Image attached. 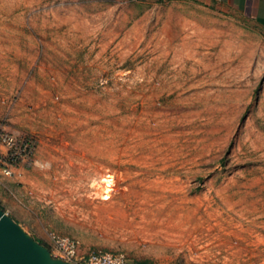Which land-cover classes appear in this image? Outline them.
<instances>
[{
  "label": "rangeland",
  "instance_id": "374dc122",
  "mask_svg": "<svg viewBox=\"0 0 264 264\" xmlns=\"http://www.w3.org/2000/svg\"><path fill=\"white\" fill-rule=\"evenodd\" d=\"M0 126L38 142L0 221L150 264H264V23L207 0H0Z\"/></svg>",
  "mask_w": 264,
  "mask_h": 264
},
{
  "label": "built area",
  "instance_id": "2783aa9c",
  "mask_svg": "<svg viewBox=\"0 0 264 264\" xmlns=\"http://www.w3.org/2000/svg\"><path fill=\"white\" fill-rule=\"evenodd\" d=\"M38 148L34 136L18 135L0 126V175L14 178L22 166L33 159ZM53 251L61 259L77 264L80 244L69 237L51 236ZM85 264H150L136 261L124 253L93 250L88 253Z\"/></svg>",
  "mask_w": 264,
  "mask_h": 264
},
{
  "label": "water",
  "instance_id": "95a60500",
  "mask_svg": "<svg viewBox=\"0 0 264 264\" xmlns=\"http://www.w3.org/2000/svg\"><path fill=\"white\" fill-rule=\"evenodd\" d=\"M0 264L49 263L36 250L26 245L6 224L0 221Z\"/></svg>",
  "mask_w": 264,
  "mask_h": 264
},
{
  "label": "crops",
  "instance_id": "0c3cea01",
  "mask_svg": "<svg viewBox=\"0 0 264 264\" xmlns=\"http://www.w3.org/2000/svg\"><path fill=\"white\" fill-rule=\"evenodd\" d=\"M223 4L247 20L264 23V0H207Z\"/></svg>",
  "mask_w": 264,
  "mask_h": 264
}]
</instances>
